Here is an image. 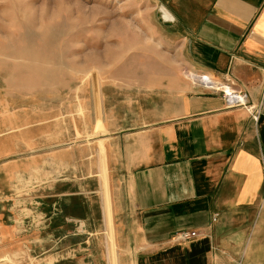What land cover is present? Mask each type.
Masks as SVG:
<instances>
[{
  "label": "crops",
  "instance_id": "1",
  "mask_svg": "<svg viewBox=\"0 0 264 264\" xmlns=\"http://www.w3.org/2000/svg\"><path fill=\"white\" fill-rule=\"evenodd\" d=\"M153 1L143 24L162 54L101 81L97 139L67 100L0 78V257L59 246L75 264L84 248L95 264H264V0ZM195 73L245 91L257 117Z\"/></svg>",
  "mask_w": 264,
  "mask_h": 264
},
{
  "label": "rangeland",
  "instance_id": "2",
  "mask_svg": "<svg viewBox=\"0 0 264 264\" xmlns=\"http://www.w3.org/2000/svg\"><path fill=\"white\" fill-rule=\"evenodd\" d=\"M157 16L153 0H0V78L12 80L23 94L51 97L58 108L67 100L69 123L75 127L78 118L90 140L95 118L97 139L104 130L100 83L109 76L123 81L125 68L157 63L163 45L143 24ZM43 212L34 224L41 236ZM80 251L84 264H95V249ZM73 252L59 246L22 249L5 253L0 264H75L69 260Z\"/></svg>",
  "mask_w": 264,
  "mask_h": 264
},
{
  "label": "built area",
  "instance_id": "3",
  "mask_svg": "<svg viewBox=\"0 0 264 264\" xmlns=\"http://www.w3.org/2000/svg\"><path fill=\"white\" fill-rule=\"evenodd\" d=\"M194 80L197 81L198 83H201L202 85L206 86L207 88H212V89H220L222 91V96L225 101V106L227 107H233L236 105H244L251 111L253 117H257V111H258V106L249 104L247 102V93L243 90H237L234 88L228 89L227 85L221 86L219 83L218 85L214 84V80H212L209 76L205 74H198L195 73ZM197 234L196 230L194 229H181L175 232L174 237L175 239H187L190 237H193Z\"/></svg>",
  "mask_w": 264,
  "mask_h": 264
},
{
  "label": "bare ground",
  "instance_id": "4",
  "mask_svg": "<svg viewBox=\"0 0 264 264\" xmlns=\"http://www.w3.org/2000/svg\"><path fill=\"white\" fill-rule=\"evenodd\" d=\"M163 15H164L165 18H168L170 16L169 14H167V12L165 10L163 11ZM219 83H220L219 81L214 80V84L215 85H218ZM228 89H230V87H228Z\"/></svg>",
  "mask_w": 264,
  "mask_h": 264
}]
</instances>
